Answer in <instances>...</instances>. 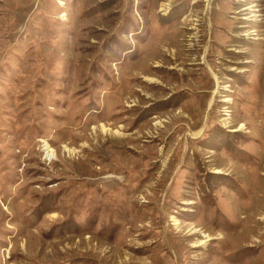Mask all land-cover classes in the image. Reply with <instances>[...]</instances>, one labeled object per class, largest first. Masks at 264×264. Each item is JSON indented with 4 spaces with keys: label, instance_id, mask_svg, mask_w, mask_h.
Wrapping results in <instances>:
<instances>
[{
    "label": "rangeland",
    "instance_id": "374dc122",
    "mask_svg": "<svg viewBox=\"0 0 264 264\" xmlns=\"http://www.w3.org/2000/svg\"><path fill=\"white\" fill-rule=\"evenodd\" d=\"M0 264H264V0H0Z\"/></svg>",
    "mask_w": 264,
    "mask_h": 264
}]
</instances>
